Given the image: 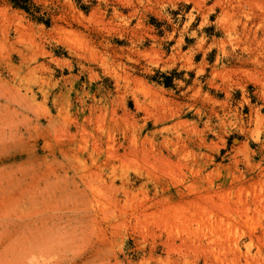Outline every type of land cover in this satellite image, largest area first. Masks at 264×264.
Here are the masks:
<instances>
[{"label":"rangeland","instance_id":"374dc122","mask_svg":"<svg viewBox=\"0 0 264 264\" xmlns=\"http://www.w3.org/2000/svg\"><path fill=\"white\" fill-rule=\"evenodd\" d=\"M27 6L0 0V264H264V0Z\"/></svg>","mask_w":264,"mask_h":264},{"label":"trees","instance_id":"16d2710c","mask_svg":"<svg viewBox=\"0 0 264 264\" xmlns=\"http://www.w3.org/2000/svg\"><path fill=\"white\" fill-rule=\"evenodd\" d=\"M28 1L29 0H9V2L13 7H19L25 10H28V6H27Z\"/></svg>","mask_w":264,"mask_h":264},{"label":"bare ground","instance_id":"6f19581e","mask_svg":"<svg viewBox=\"0 0 264 264\" xmlns=\"http://www.w3.org/2000/svg\"><path fill=\"white\" fill-rule=\"evenodd\" d=\"M257 7L259 8V9H262L263 8V5L262 4H260V3H257ZM257 8V9H258ZM263 25H264V23H263ZM243 26H245V25H243ZM258 26H260V25H258ZM257 28V27H256ZM263 33L264 32H262V35H263ZM263 37V36H262Z\"/></svg>","mask_w":264,"mask_h":264}]
</instances>
